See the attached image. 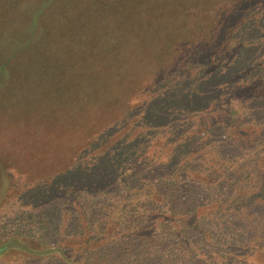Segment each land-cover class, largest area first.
Here are the masks:
<instances>
[{"label":"trees","instance_id":"obj_1","mask_svg":"<svg viewBox=\"0 0 264 264\" xmlns=\"http://www.w3.org/2000/svg\"><path fill=\"white\" fill-rule=\"evenodd\" d=\"M180 2L0 0V89L16 94L0 107V131L22 109V86L40 92L44 110L76 96L58 124L41 131L53 163L42 171L51 177L47 185L23 179L30 203L12 205L20 210L7 221L14 229L0 239V257L264 264V156L246 154L264 148V59L230 61L256 21L250 12L243 25L229 24L254 7L226 0L231 8L206 42L208 20L193 11L178 21ZM51 57L55 65L42 74ZM212 57L228 64L202 78ZM157 137L166 145L177 139L162 160L149 155Z\"/></svg>","mask_w":264,"mask_h":264},{"label":"rangeland","instance_id":"obj_2","mask_svg":"<svg viewBox=\"0 0 264 264\" xmlns=\"http://www.w3.org/2000/svg\"><path fill=\"white\" fill-rule=\"evenodd\" d=\"M251 0L247 3V5H252L254 8L252 10L249 9L246 12L247 5L242 8L243 14L241 19H237V21H232L229 25H237L242 23V25L245 23V17L249 15L251 12L252 19L256 21V24L254 26H251L250 28H255L254 34L248 36L247 34H244L243 37L246 38L247 45L245 49H240L239 54L230 59L231 62H235L233 64L237 65L240 60H243L244 58H247L250 60H258L261 61L264 59V0H255V2L250 3ZM226 0H181L179 3V8L177 10V17L178 21H181L182 19L186 18L188 15H192L190 17H198L199 19L203 18V15L205 16V19L208 20L206 27L201 32V37L205 39L206 42L210 41V37L212 35V30L215 28L216 23L218 22L217 19L221 17V14L224 12L225 9H230V5H225ZM226 13V12H225ZM230 12H228L225 16L227 18V15ZM225 15V14H224ZM235 16V15H234ZM192 22L198 24L197 21L191 20ZM243 21V22H242ZM229 23V20H228ZM78 27L73 28L72 30L75 31ZM21 28H18L15 30V32H19ZM159 33V32H158ZM180 33V32H179ZM179 33H177L176 36L182 37ZM155 37L157 33L154 34ZM235 39H233V43H239V47L241 46V36H237L234 34ZM233 38V37H232ZM153 39V38H152ZM194 42H196L194 40ZM232 43V39L230 40ZM182 45L181 42L177 43V46ZM139 53H142L144 51L143 48V40H139V42L136 44ZM176 47V46H175ZM175 47L173 49H175ZM255 57V58H254ZM186 59V58H185ZM216 58L212 57L213 64H203L205 67L201 71V77L204 76H210L212 77L215 70H219L221 67H226L227 63H219L218 61H215ZM16 61V60H15ZM229 61V62H230ZM56 63V58L51 57L47 59L46 61V67L42 69V74L48 73L49 69L52 68L53 65ZM195 67L196 64H191L190 67ZM51 67V68H50ZM199 71H195V74ZM161 75V74H160ZM253 78V75H250L248 78ZM159 77V76H156ZM257 81V78H254ZM27 81V79H26ZM157 80H155L156 82ZM165 81V80H164ZM226 81V78H222L221 83L224 86V83ZM251 79H248L247 83L245 81V84L250 83ZM153 84V81L150 82ZM185 83V82H184ZM187 83V82H186ZM185 83V84H186ZM22 84V83H21ZM225 87V86H224ZM223 87V88H224ZM245 87V85H244ZM256 88V87H254ZM10 88H7L6 90L0 89V107L2 108L4 105L8 104L9 97L13 96L16 97V94L10 92L8 95V91ZM20 89H23L25 91L22 93L19 91L20 95H23V99L20 102H24L19 107L20 109L19 113H15L14 119H12L11 122H13L10 126L6 125L1 131H0V239H4V237L7 234H11L14 226H11L12 224L9 223L7 226V221L12 217V214H14V210H20L18 208L12 207L13 204L18 203L17 205H27L30 203L27 193L29 190H26V187L23 186V179L24 178H31L33 179L34 183H45L44 185H47V178L50 176V173L43 172V168L46 166V163H51L50 159L46 157V134L42 135V129L45 128V132L47 133V129L49 131L54 128L55 124L61 120V117H59V114L62 113L64 108H67L73 98L72 97L68 102H64L63 98L60 99L59 103H47L46 110L45 107L39 108L38 99L41 96L40 92H37L35 89L32 91L29 89L28 85L26 87H20ZM224 94V93H223ZM248 94V93H247ZM19 96V95H18ZM230 97L228 96V99ZM226 99V100H224ZM227 96L223 99L218 100V104L221 102H226ZM39 109V110H38ZM243 127L241 128V130ZM40 132V133H38ZM37 137V140H36ZM156 143L154 145V149L152 148L149 152V155L151 157L155 156L160 157L161 160L164 156H168V153L170 152V149L173 148L175 145V141L177 140H169V145H166V141L162 139L161 137H157ZM163 144H165L163 146ZM251 151V150H250ZM264 148L261 147L260 149H257L256 152H253L252 154L249 152H246L249 156H253L257 159H260L264 156ZM242 154V151L239 150V152L233 154L234 160L239 159V155ZM251 160V159H250ZM32 163L31 168L33 167L37 173V177H32L34 171H30L28 169V165ZM262 163V162H261ZM261 163L259 165H261ZM53 164V163H52ZM52 164H50L52 167ZM32 182V181H31ZM5 184V185H4ZM43 185V186H44ZM6 189L10 191V193L4 192ZM11 195V196H9ZM28 207V206H27ZM6 211L3 215L2 213ZM2 216V218H1ZM3 223V224H1ZM11 253L9 252L3 256L0 257V264H13L11 262ZM20 258V257H19ZM24 260H18L14 264H22ZM26 264V263H25Z\"/></svg>","mask_w":264,"mask_h":264}]
</instances>
